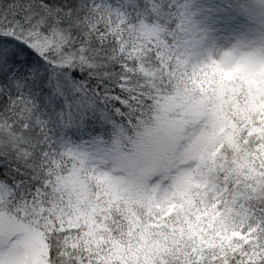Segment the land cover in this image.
<instances>
[{
  "label": "snow or ice",
  "instance_id": "snow-or-ice-1",
  "mask_svg": "<svg viewBox=\"0 0 264 264\" xmlns=\"http://www.w3.org/2000/svg\"><path fill=\"white\" fill-rule=\"evenodd\" d=\"M174 8L176 0H0V264L51 261L29 217L49 202L52 171L45 170L54 161L70 154L85 164L111 159L121 172L140 167L138 154L125 149L137 143L136 101L149 100L129 87L137 66L131 41L166 22V39L178 46ZM97 138L105 158L81 147ZM250 235L254 248L229 256L225 246L211 264H264V219Z\"/></svg>",
  "mask_w": 264,
  "mask_h": 264
},
{
  "label": "clouds",
  "instance_id": "clouds-1",
  "mask_svg": "<svg viewBox=\"0 0 264 264\" xmlns=\"http://www.w3.org/2000/svg\"><path fill=\"white\" fill-rule=\"evenodd\" d=\"M224 52L230 53L236 62L233 66L238 64L240 68L234 72L233 82L243 88L238 97L243 114L226 109L222 129L207 116L195 128L190 158L174 171L157 172L142 179L112 173L110 180L101 181L98 177L110 169L85 168L87 194L83 200L62 204L59 197H51L50 207L39 205L36 215L29 217L35 225L38 249L45 256L54 253L47 264H211L214 250L207 243L201 247L200 238L192 239L191 233L186 232L183 237L172 233L170 225L178 222L183 213L169 217L167 223L160 220L158 227L149 226V216L159 214L155 205H164L173 197L177 204L185 196L189 200L195 197L199 206H207L210 212L223 200L233 212L225 217L227 228L238 231L246 225L255 232L264 219V215L258 218L253 212L259 206V212L264 214V51H222L217 59ZM246 75L256 81L253 103H249L252 97L242 80ZM166 92L175 93V83ZM154 95L151 91L146 95L151 103L136 101L141 105L136 109L137 124L159 126ZM180 129L175 133L177 137L184 135L183 125ZM187 144L189 141H177L176 147L184 152ZM93 213L100 217L98 222ZM218 226H224L223 220ZM250 240L251 243H243L252 249L256 236ZM259 242L264 243V235H260ZM241 247L240 242H233L228 255ZM215 254L219 255L220 250Z\"/></svg>",
  "mask_w": 264,
  "mask_h": 264
},
{
  "label": "trees",
  "instance_id": "trees-1",
  "mask_svg": "<svg viewBox=\"0 0 264 264\" xmlns=\"http://www.w3.org/2000/svg\"><path fill=\"white\" fill-rule=\"evenodd\" d=\"M176 3L178 8L172 10L174 22H179L182 25L178 37V46L177 40L166 39L171 35L166 22L142 29L139 36L133 37L131 41L134 44L132 55L137 58V66L131 77L132 84L129 87L134 88L137 93L142 91L145 96L150 91L155 93L152 99H156L157 101L160 120L166 114L169 116L175 115L172 108L187 101L203 104L208 113H215L217 115L223 109L225 96L231 110L235 109L238 114H243L242 110L238 107L239 93L243 91V88L237 87L236 83L233 82L234 72L240 71L239 66L234 67L232 72L228 73L214 66H209L205 71L195 73L189 71L188 68L184 69V59L190 52L191 46L189 36L194 28L193 25L190 26L188 23V18L185 14L186 11L183 5L185 0H176ZM149 52H156L157 55L150 57L148 55ZM157 59L160 61L159 64L155 63ZM242 80L247 84L248 88L256 84V81L250 75L243 76ZM173 83L176 85V92L170 95L166 92V89ZM248 94L252 97L249 103H253V93L250 92ZM148 103H151L150 99ZM170 112L171 115L168 114ZM151 128L146 122L135 126L134 138L137 139V143L134 147L138 146L137 144L143 140V135ZM127 145L130 148L132 143ZM53 163L55 166L54 170H45L46 172L52 171L51 182L45 180V183H50L49 200L51 197H59L62 204L68 202L75 204L78 199L83 200L86 195H78L65 183L67 174L76 170L78 164L71 161L69 157L67 160H57ZM199 205L200 201L196 200L195 197L189 200L185 196L179 204L176 203V199L173 197L172 200L166 202L164 205L159 203L155 205L159 214L154 213L150 215L148 224L150 227H158L160 220H164L167 223L169 217L183 213L178 222L170 225L172 233H179L181 237L186 232L191 233L192 239L200 238L201 247L207 243L214 251L221 250L225 246L230 248L233 242H240L243 246L246 244L243 243L244 241L251 239V231H249L246 225L238 231H230L227 228L228 221L225 217L233 215V212L231 211V206H225V201L221 200L211 212L207 206L200 207ZM43 206L46 209L50 207V204L48 202L47 205ZM258 208L259 206L253 212L259 218L264 214L260 213ZM161 209L162 211H159ZM93 216H95V213H93ZM95 218L97 222L100 219L99 216H95ZM133 219L136 218L134 217ZM222 220L224 226H218ZM259 225L260 223L258 227ZM209 235L212 236L211 240L208 239ZM193 250L195 251V248Z\"/></svg>",
  "mask_w": 264,
  "mask_h": 264
},
{
  "label": "rangeland",
  "instance_id": "rangeland-1",
  "mask_svg": "<svg viewBox=\"0 0 264 264\" xmlns=\"http://www.w3.org/2000/svg\"><path fill=\"white\" fill-rule=\"evenodd\" d=\"M183 5L188 23L194 28L189 36L191 46L190 52L184 59V69L188 68L195 73L214 66L228 73L232 72L236 62L228 52H224L222 58L217 59L220 52H248L256 49L264 51V0H185ZM254 86L248 88V93H253ZM224 100L223 109L217 115L208 113L205 105L198 102L182 103L172 108L177 119L170 120L169 115L166 114L160 120L158 127H152L143 135V140L137 144L138 146L134 147L132 144L128 148L129 146L126 145V151L137 153L141 159L140 167L135 173L114 170V162L111 159L102 163L99 159L93 161L90 158L85 164L83 161L73 159L69 154V159L78 165L76 170L67 174L65 183L78 195L84 196L87 193L85 168L96 169L98 166H103L110 169L107 175L98 177L101 181L110 180L112 173L142 179L153 173L174 171L190 158L195 144L193 141L195 128L207 116L212 117L218 129L223 128L226 109L231 110L226 96ZM168 114L171 115V112ZM180 125H183L184 135L177 137L175 133L181 130ZM177 141L179 143L189 141L186 151L181 152L176 147ZM81 147L98 158H105L104 143L98 138L91 144Z\"/></svg>",
  "mask_w": 264,
  "mask_h": 264
}]
</instances>
